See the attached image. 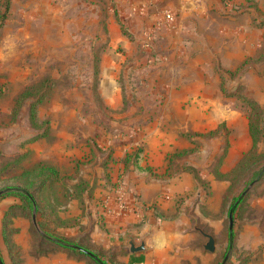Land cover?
Masks as SVG:
<instances>
[{
	"label": "crops",
	"instance_id": "0c3cea01",
	"mask_svg": "<svg viewBox=\"0 0 264 264\" xmlns=\"http://www.w3.org/2000/svg\"><path fill=\"white\" fill-rule=\"evenodd\" d=\"M82 1L75 0V3ZM113 1L116 11L132 17V27L141 44L170 42L171 50L158 54L156 65L164 67L167 80L153 88L158 93L163 90L166 100L153 103L156 111L151 126H139L132 119L131 126L126 127L131 130L130 134L118 139L95 137L100 144L116 146L115 151H77L59 140L51 144L53 151H43L50 145L38 139L36 142L44 146L41 151H0V162L19 155V166L43 162L53 167L58 181L39 190L46 209L42 215L43 227L64 239L77 240L111 264H209L216 252L204 249L202 232H208L213 239L218 237V245L226 248L228 224L224 228L223 220L229 199L222 204V196L228 180L216 177L211 169L192 161L191 155L182 157L179 163L183 162L184 166L179 167L175 163L166 164L165 156L173 148L188 146V140L180 132L185 130L182 126L190 123V113H195L193 123L200 124L203 130L214 127L224 118L229 123L234 119L240 124L239 135L231 142L218 167L221 173L228 172L249 147L244 116L224 114L221 110L227 100L222 97L220 77L215 69L218 64L234 68L250 53L254 29L245 14H226L219 0ZM258 3L264 6V0ZM166 10L171 12V19H165ZM110 71L101 79L102 91L115 89L110 83ZM245 87V91L259 100L264 99L260 86L251 83L250 72ZM157 107L167 110L158 111ZM206 107L213 108V113L206 114ZM167 120L172 126L167 127ZM140 139L144 142V151L137 164L124 163V150ZM204 181L209 185L206 197L203 196ZM15 200L13 196L0 200V219L4 209ZM260 204L264 206L263 201ZM145 224L151 225V231L142 235L140 230ZM29 225L30 220L22 215L11 218L15 264H93L86 256L35 237ZM238 228L240 243L248 250L264 243L260 219L241 222ZM153 233L163 234L166 240L163 248L152 245ZM130 243L142 244V247L130 249ZM0 256L5 264L11 263L2 240ZM246 264H264V247L253 252Z\"/></svg>",
	"mask_w": 264,
	"mask_h": 264
},
{
	"label": "rangeland",
	"instance_id": "374dc122",
	"mask_svg": "<svg viewBox=\"0 0 264 264\" xmlns=\"http://www.w3.org/2000/svg\"><path fill=\"white\" fill-rule=\"evenodd\" d=\"M219 2L230 16L245 14L254 29L250 53L234 68L218 64L215 69L220 77L222 97L227 100L221 110L224 114L232 112L244 116L250 145L236 165L221 173L218 167L231 142L239 135L240 124L234 119L229 123L224 118L214 127L203 130L200 124L193 123L195 113H190V123L182 126L185 130L180 132L188 140V146L169 150L165 162L184 166L179 160L191 155L192 161L202 163L216 177L226 178L228 185L222 204L226 198L230 201L233 195L243 191L242 200L232 213L230 247L218 245L217 237L213 239L212 250L204 249L216 252L209 264H220L224 254L223 264H246L253 252L264 247V243H260L248 250L237 235L240 223L254 218L260 219L264 233V206L260 204L264 202V99L259 100L244 90L250 72L251 83L264 92V6L258 0ZM113 5V0H83L82 3H75V0H0V151H41L44 146L36 142L38 139L50 145L43 151H53L54 140L65 146L70 144L69 148L77 151H115L116 146L100 144L95 137L118 139L130 134L131 130L126 127L131 126L132 119L139 126H151L156 111L153 103L166 100L163 90L158 93L153 88L167 80L164 67L156 65L158 54L169 52L170 42L141 44L132 27V17L116 11ZM118 36L123 38L115 40ZM108 71L115 89L102 91L101 79ZM244 97L252 99L256 107L251 109ZM157 110L165 112L167 109L157 107ZM213 111V108H205L206 114ZM166 123L167 127L173 124L170 120ZM183 149L191 151L174 154ZM124 151L130 159L133 151H139L141 157L143 140L134 142ZM20 157L16 155L9 157L7 162H0L1 193L6 185L23 183L24 179L18 176L21 170L40 163L19 166ZM30 177L27 187L37 202V211L22 208L20 205L24 201L17 195H0V200L4 196L16 199L4 209L0 219V241L5 247L4 231L11 238V218L15 215L28 218L30 231L35 237H42V215L46 209L39 198V190L43 185L52 186L58 177L45 179L38 174H30ZM41 179L44 183L38 186ZM202 184L206 197L209 185L206 181ZM257 199L259 202L254 203ZM227 224L225 214L224 228ZM203 237L205 241L206 236ZM10 261L14 264L11 257Z\"/></svg>",
	"mask_w": 264,
	"mask_h": 264
},
{
	"label": "trees",
	"instance_id": "16d2710c",
	"mask_svg": "<svg viewBox=\"0 0 264 264\" xmlns=\"http://www.w3.org/2000/svg\"><path fill=\"white\" fill-rule=\"evenodd\" d=\"M244 100L249 104L251 109L256 107V104L252 99H250L248 97H244ZM250 122H251V119H250ZM253 141H254V137L252 135V142ZM189 149H183L181 151H174L175 153L174 152L173 153L180 155V154L191 151ZM139 153H140L139 151H133L131 159L129 157L130 155H128L126 153L124 158H123V162L127 163L128 161H132L133 164H137V161L139 159ZM243 155H244V153L242 154V156ZM238 161L236 162V164L238 163ZM30 174H38V175H41L42 178H45V179L57 178L56 172L54 171L53 167H51L50 165H48L46 163L40 162L33 167H27V168L21 170L19 172L18 176L21 177L22 180L24 179L23 183L22 184L15 183V184H9V185L4 186V189L2 190V193L0 195L2 196V195H6V194H14V195L19 196L24 201L22 203V205H20V206L22 208H27L28 211H30V212L31 211L33 212V210L37 211L38 205H37V202L35 201V199L33 198L32 193L28 190V187H27V186H29L28 182H30L32 179L30 177ZM42 183H44V180L41 179V183L38 186H40ZM241 193L239 192L236 195H233L231 197L229 204H228V211H231V213H233V211L235 210L237 205L241 202V200H242ZM4 216H5V214H4ZM4 222H5V220H4ZM42 231L44 233V236H42L43 239L45 241H47L48 243L54 245V246H57V247H60V248H63V249L69 250V251H74V252L78 253L79 255L86 256L89 259V261L93 264H111L108 259L101 256L96 251H93L87 247L80 245L77 240L72 241V240L64 239L63 237H60L58 235H55V234L47 231L43 227V225H42ZM4 237H5L4 242L6 244L8 252L10 254L11 260L15 264V262H16L15 245L12 242L9 235L7 233H5V231H4ZM232 238H233V230H232V227H229V228H227L226 248L230 247V245L232 243ZM78 246L85 249V250H88L89 253H86L82 249H79Z\"/></svg>",
	"mask_w": 264,
	"mask_h": 264
},
{
	"label": "water",
	"instance_id": "95a60500",
	"mask_svg": "<svg viewBox=\"0 0 264 264\" xmlns=\"http://www.w3.org/2000/svg\"><path fill=\"white\" fill-rule=\"evenodd\" d=\"M262 167L264 168V164L262 165ZM253 181H251L249 184H251ZM247 189V188H246ZM245 189V190H246ZM244 190V191H245ZM243 192V191H242ZM0 193H1V190H0ZM227 219H228V228L229 227H232V213L231 211H228L227 212ZM32 221L34 222V214L32 213ZM203 235L206 236V240L204 241L203 243V247L208 249V250H212L214 245H213V238L212 236L207 233V232H202ZM142 247V244H139L137 246H134L132 243H130V249H138V248H141ZM79 249H82L83 251H85L86 253H89L88 250H85L81 247L78 246ZM225 258H226V254H224L223 256V259L222 261L220 262V264H223V262L225 261ZM0 264H3V261L0 259Z\"/></svg>",
	"mask_w": 264,
	"mask_h": 264
},
{
	"label": "clouds",
	"instance_id": "9594fccd",
	"mask_svg": "<svg viewBox=\"0 0 264 264\" xmlns=\"http://www.w3.org/2000/svg\"><path fill=\"white\" fill-rule=\"evenodd\" d=\"M141 234H147L149 231H151V225L145 224L141 228ZM150 242L156 249H161L166 245V240L163 238L162 233H153Z\"/></svg>",
	"mask_w": 264,
	"mask_h": 264
},
{
	"label": "built area",
	"instance_id": "2783aa9c",
	"mask_svg": "<svg viewBox=\"0 0 264 264\" xmlns=\"http://www.w3.org/2000/svg\"><path fill=\"white\" fill-rule=\"evenodd\" d=\"M164 17L165 19H171L172 18V14L169 10L164 11Z\"/></svg>",
	"mask_w": 264,
	"mask_h": 264
}]
</instances>
